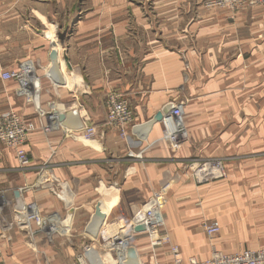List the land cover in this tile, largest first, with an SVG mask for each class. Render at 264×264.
<instances>
[{"label": "crops", "instance_id": "0c3cea01", "mask_svg": "<svg viewBox=\"0 0 264 264\" xmlns=\"http://www.w3.org/2000/svg\"><path fill=\"white\" fill-rule=\"evenodd\" d=\"M130 1L83 0L71 24L67 0H53L54 11L49 0H0V116L15 113L34 125L24 145L26 167L0 142V264H13L25 243H33V256L58 257V249L71 256L62 244L72 236L95 238L109 217L114 226L127 225L158 191L183 260H206L212 249H264V2L206 10L198 0H151L149 11L147 3ZM52 24L58 36L66 34L63 47ZM24 63L37 78L30 92L1 79ZM112 92L135 116L123 138L106 123ZM171 102L181 103L189 146H201L205 155L204 147H219L220 157H213L222 161L219 180L199 186L186 174L177 178L184 161L211 157L159 152L161 123L145 125ZM83 125L95 129L91 140L82 138ZM145 146H156L155 157H126ZM197 194L204 221L219 225L212 239L196 218ZM28 205L54 219L53 234L21 225L19 209ZM52 240L58 249L45 246ZM165 254L153 261L169 262L161 260Z\"/></svg>", "mask_w": 264, "mask_h": 264}, {"label": "built area", "instance_id": "2783aa9c", "mask_svg": "<svg viewBox=\"0 0 264 264\" xmlns=\"http://www.w3.org/2000/svg\"><path fill=\"white\" fill-rule=\"evenodd\" d=\"M200 6L206 9L228 7L236 9L245 4L246 0H198ZM28 63L22 64L18 70L4 72L1 74L3 80H14L19 85L20 92H30L29 84L36 81L33 69ZM167 111L166 113L164 111ZM162 134L164 140L169 144L171 149L179 148L187 139V132L184 124L181 123V106L177 103H168L162 110ZM134 117L129 108L128 101L116 92L109 93L106 99V123L119 131L120 136L125 137V129L133 124ZM182 124V125H181ZM49 129L45 127L44 130ZM34 130V125L26 123L15 113H7L0 116V142L7 147L15 149L16 158L22 167L29 164L27 152L24 145L27 141L28 134ZM82 138L91 140L95 135V129L91 126L84 125L81 129ZM222 163L220 160L211 161L204 164L203 177L205 179H215L224 176ZM43 172V171H42ZM43 181L49 180V175L41 173ZM40 181L35 184L38 187ZM4 200L0 197V207ZM164 197L162 191L154 193L148 201L132 216L127 225L120 226L116 232L105 235L102 231L95 238L85 241L76 252L77 264H92L87 256L92 254L97 247L104 248L106 252L116 257L124 256L131 249L128 246V239L136 235H145L149 240L150 247L155 250L162 246H168L170 261L159 263L153 261L150 264H264V249H243L233 254H225L212 249L210 257L206 260H197L189 258L183 260L180 251L176 245H172L169 239L162 234L161 227L164 225L162 209L164 206ZM21 213V225L29 227L34 224L47 233L55 232V221L49 217L41 216L34 205L23 206L19 209ZM113 225L114 224H109ZM203 231L208 239H212L219 232L217 222L204 221L202 224ZM139 231L135 232L134 229ZM114 264H144L140 260L133 262H120L117 260Z\"/></svg>", "mask_w": 264, "mask_h": 264}, {"label": "rangeland", "instance_id": "374dc122", "mask_svg": "<svg viewBox=\"0 0 264 264\" xmlns=\"http://www.w3.org/2000/svg\"><path fill=\"white\" fill-rule=\"evenodd\" d=\"M48 1V0H45ZM51 1V4L49 5L48 9L50 11H54L56 8L54 7V2L53 0H49ZM130 1V0H129ZM132 4H135L139 7L146 5V9L151 11L152 7H151V0H133ZM259 3V2H264V0H246L245 4L242 5L239 8L236 9H240L245 7L246 5H250L253 3ZM131 3V1H130ZM199 3V1H198ZM83 4V0H67V13H70V17L72 18V22L71 24L74 23L75 21V14L77 9L81 8ZM85 5V4H84ZM204 8V7H202ZM221 8H225V9H230L228 7H221ZM206 9V8H204ZM212 9H218V8H212ZM220 9V8H219ZM207 10V9H206ZM211 10V9H208ZM230 10H235V9H230ZM69 19V18H68ZM70 20H68V24H70ZM59 25L57 24H52L51 26V31L55 33H57V40L59 42V45L61 47H63V42L65 40V36L66 34L64 33V39L61 42L60 40V36H58V30H59ZM60 34V33H59ZM181 106V103H177ZM134 117V121H135V116ZM183 118V115H182ZM184 124V121H183ZM185 127V126H184ZM186 130V128H185ZM187 132V131H186ZM188 134V133H187ZM121 138H123L121 136ZM189 137L187 136V139L185 140V142H183V144L177 148V149H171V147L169 146V144L164 140L163 138V134L160 133L158 144L159 145V152H163L164 151L168 152V157H211V158H196V159H191L188 161H184L181 165L182 167V172L181 174H179V177H177L178 179H180L182 176L184 177V174L188 175L187 177L190 178L192 181L195 180L196 185H203L204 183H209L211 181H216L219 180L220 178H215V179H205L203 177L204 172H202V170H204V164L206 163H210L211 161H218L220 160L219 158H213V157H220L219 155V147L218 146H212V147H204V150H210L209 154H203L201 150H203V148H201V146H197V145H190L189 146ZM156 147V146H154ZM154 147H141L140 149H135L133 151H129L126 154V157H155L153 155H150L151 153H154L153 149ZM152 151H151V150ZM165 157V156H164ZM221 161V160H220ZM222 163V161H221ZM223 172V165H222V170ZM185 175V176H186ZM163 197H164V206L162 209V215L165 211V203H166V198H165V194L162 192ZM197 198L198 200H195V206L196 207V213L199 214V216H197L196 218L199 220V225L202 229L203 234L205 235L204 231H203V226L202 224L204 223V217H203V209H202V199L199 198V194H197ZM164 218V217H163ZM111 218H108L107 224L103 225L100 233L102 231H104L105 235H109L111 233H114L117 231V229L122 226V225H109L112 222ZM30 228H32V226H30ZM83 228V227H82ZM168 230V229H167ZM166 230V226L165 224L161 227V231L162 234L165 235L168 239L170 244L172 245H176L180 251V246L178 242H175L170 233H168ZM83 232V231H82ZM84 233V232H83ZM73 235V233L71 234ZM206 236V235H205ZM207 237V236H206ZM51 241V240H50ZM53 243V244H52ZM51 242H45V246L47 248H56L58 249V247H60V245L56 242V240H52ZM85 243V239L82 240L79 237H74L72 236L66 243L62 244V247H66V249H72L73 254H71V256H67L66 252H62V250L60 251V249H58L56 252L59 255L58 257H44L42 255H39L36 253V256H33L31 254L32 250H35V247L33 245V243L30 244V246L27 245V243H25V245L23 246L24 248H20L19 250H17L16 253H14L17 257H13L15 258L13 260V264H63L64 262L66 263H70V264H77L76 261V252L78 251V249L81 247V245ZM41 245V244H39ZM128 246L131 247V249H129L124 256H120V257H116L114 255H111L110 253L106 252V250H104V248L101 247H97L93 250L92 254L87 256V259L92 263V264H114L117 260H119L120 262H132L134 260H140L141 263H146L149 264L153 261V257L154 254L160 252H165L166 254L165 256L167 258L164 257V259L162 258L161 260H165L169 261L170 257L169 253H168V246H162L160 248H157L155 250H153L150 247L149 244V240L147 239V237L145 235H136L135 237H132L130 239H128ZM18 249V247H17ZM29 249V251L27 250ZM37 249V248H36ZM30 252V253H29ZM11 253V252H10ZM13 255V256H15Z\"/></svg>", "mask_w": 264, "mask_h": 264}, {"label": "water", "instance_id": "95a60500", "mask_svg": "<svg viewBox=\"0 0 264 264\" xmlns=\"http://www.w3.org/2000/svg\"><path fill=\"white\" fill-rule=\"evenodd\" d=\"M63 39H64V34L60 36V40H61V42L63 41ZM50 60H51V62H52L53 64H55V61H56V53H55V51H52V52H51ZM63 62H64V65H65V68L67 69V71L70 72V71H71V67H70V65H69V63H68V59H67V57H66L65 55L63 56ZM164 112L166 113L167 111L165 110ZM161 119H162V113H161V112H160V113H157V114H156V115H155V116H154V117H153L148 123H146V125H145V129L148 130V129L150 128L149 125H150L151 123H153V122H155V121L160 122ZM60 120H62V117H60ZM15 196L18 197V196H19L18 193H15ZM95 217H96L97 219H99L100 222L104 219V214L101 213L99 206L96 207V210H95ZM70 218H71L70 215H68V217H67V221H68ZM67 221H65V222H67ZM134 231H135V232H138L139 229H138V228H135ZM134 261H135V260H134ZM132 262H133V261H132Z\"/></svg>", "mask_w": 264, "mask_h": 264}, {"label": "bare ground", "instance_id": "6f19581e", "mask_svg": "<svg viewBox=\"0 0 264 264\" xmlns=\"http://www.w3.org/2000/svg\"><path fill=\"white\" fill-rule=\"evenodd\" d=\"M56 52H57V49H56ZM56 52H55V53H56ZM56 61H57V59H56ZM30 68H31V67H30ZM33 84H35V82H34ZM36 86H38V85H36ZM162 114H163V113H162ZM162 116H163V115H162ZM155 122H157V121H155ZM153 123H154V122H153ZM181 123H182V121H181ZM182 124H183V123H182ZM182 124H181V125H182ZM151 125H152V123L149 125V127H150ZM83 127H84V125H83ZM83 127H82V128H83ZM143 128H144V127L139 128L140 132L143 130ZM67 199H68V198H67ZM69 200H70V199H69ZM105 209H106V207L102 205V207H101V211H105ZM66 223H67V222H66Z\"/></svg>", "mask_w": 264, "mask_h": 264}]
</instances>
